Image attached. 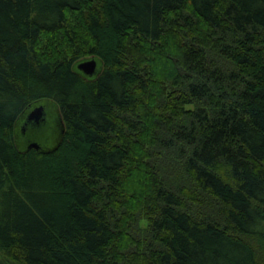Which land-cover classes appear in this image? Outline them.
Listing matches in <instances>:
<instances>
[{"label": "trees", "instance_id": "1", "mask_svg": "<svg viewBox=\"0 0 264 264\" xmlns=\"http://www.w3.org/2000/svg\"><path fill=\"white\" fill-rule=\"evenodd\" d=\"M0 264H264V0H0Z\"/></svg>", "mask_w": 264, "mask_h": 264}, {"label": "water", "instance_id": "2", "mask_svg": "<svg viewBox=\"0 0 264 264\" xmlns=\"http://www.w3.org/2000/svg\"><path fill=\"white\" fill-rule=\"evenodd\" d=\"M99 66H100L99 61L96 58H91V59H87V60L79 62L77 65V70L80 71L81 73H83L87 77H94V76L98 75ZM46 111L48 113L49 118L55 112L57 113V116L60 115V113L57 110V107L52 108V107L47 106L45 103L36 104V105L30 107V109H28L26 111V113H24L23 118H21V120H20V123H21L20 129L22 130L23 137H29V140L27 142L28 146L27 145L21 146V143H20L21 139H20L19 143H20L21 147L27 148V149H36L40 152L51 151V150L57 148L58 144L61 141L62 132L64 131L63 130V122H62V119L60 118L61 116H59V131L57 133V135H58L57 139L59 140V143L53 149L46 148V146H44L43 143L39 142V140H38L40 138H44L45 141H48L51 138L50 136H49V138H48V136H46V137L42 136L40 138H35V137H32L33 131L31 132V134H28V132H27V135H25L24 130H23L22 121L25 119L28 112L29 113L27 116V120H29L31 122H35L36 124H38V123H43V121L45 120L44 118H45ZM34 131H37V130L35 129Z\"/></svg>", "mask_w": 264, "mask_h": 264}, {"label": "rangeland", "instance_id": "3", "mask_svg": "<svg viewBox=\"0 0 264 264\" xmlns=\"http://www.w3.org/2000/svg\"><path fill=\"white\" fill-rule=\"evenodd\" d=\"M45 104L47 106L49 105L48 103H45ZM59 116H57L56 112L50 116V118H51L50 122H51V125L53 127V128L49 127V130L47 131L48 135L51 137L50 140L45 141L44 138H40V137H42L41 135H38L34 132L32 133V137L40 138V139H38L39 142L43 143V145L46 146V148H48V149H53L59 143V140L57 139L58 138L57 133L59 131ZM28 140H29V137H22L21 142H20L21 146H26Z\"/></svg>", "mask_w": 264, "mask_h": 264}, {"label": "flooded vegetation", "instance_id": "4", "mask_svg": "<svg viewBox=\"0 0 264 264\" xmlns=\"http://www.w3.org/2000/svg\"><path fill=\"white\" fill-rule=\"evenodd\" d=\"M28 113H27L25 119L22 121V126H23V130H24L25 135H27V131L30 129L31 131H33L34 133H36L38 135L45 136V137L48 136V138H49L47 131L49 130V127H51V128H53V127L51 125V122H50L51 119L49 118L47 111L45 113V118H44L45 120L43 121V123H38V124H36L35 122H31V121L27 120ZM35 129L37 131H34Z\"/></svg>", "mask_w": 264, "mask_h": 264}]
</instances>
